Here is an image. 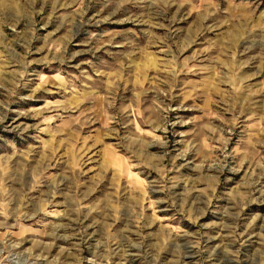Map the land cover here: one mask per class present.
Wrapping results in <instances>:
<instances>
[{
    "label": "rangeland",
    "instance_id": "rangeland-1",
    "mask_svg": "<svg viewBox=\"0 0 264 264\" xmlns=\"http://www.w3.org/2000/svg\"><path fill=\"white\" fill-rule=\"evenodd\" d=\"M0 264H264V0H0Z\"/></svg>",
    "mask_w": 264,
    "mask_h": 264
}]
</instances>
